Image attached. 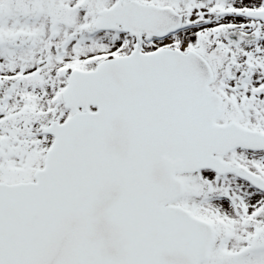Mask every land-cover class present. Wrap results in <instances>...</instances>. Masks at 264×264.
I'll use <instances>...</instances> for the list:
<instances>
[{
	"label": "snow or ice",
	"instance_id": "obj_1",
	"mask_svg": "<svg viewBox=\"0 0 264 264\" xmlns=\"http://www.w3.org/2000/svg\"><path fill=\"white\" fill-rule=\"evenodd\" d=\"M0 264H264V0H0Z\"/></svg>",
	"mask_w": 264,
	"mask_h": 264
}]
</instances>
